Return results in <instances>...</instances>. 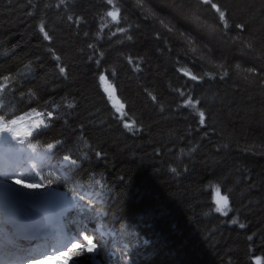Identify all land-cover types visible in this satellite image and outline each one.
<instances>
[{"label": "trees", "instance_id": "16d2710c", "mask_svg": "<svg viewBox=\"0 0 264 264\" xmlns=\"http://www.w3.org/2000/svg\"><path fill=\"white\" fill-rule=\"evenodd\" d=\"M0 115L105 263L264 264V0H0Z\"/></svg>", "mask_w": 264, "mask_h": 264}, {"label": "snow or ice", "instance_id": "6c2138e0", "mask_svg": "<svg viewBox=\"0 0 264 264\" xmlns=\"http://www.w3.org/2000/svg\"><path fill=\"white\" fill-rule=\"evenodd\" d=\"M212 7L217 9V11L220 14L221 19H223L225 16V13L223 11H221L219 8H217V6L215 4H212ZM108 15L112 16L113 20H116V15L114 13L109 12ZM238 27H242V25H238ZM41 31L43 32L44 29L41 28ZM48 38L49 37H48L47 33H45V39H48ZM60 71L63 72L64 69L61 68ZM5 79H7V78H5ZM193 79H195V77H193ZM187 103L191 104L192 101L189 100ZM194 106L195 105H193V107ZM48 115L51 116V113H49ZM200 115H201V122H203L204 113L201 112ZM17 123H18V121L15 119L6 118L5 115H0V144L8 143L9 136H11L12 140H15V142L17 144H24L25 139H19L18 137H20L21 135H23L25 138L32 136L33 131L38 130L41 127V125H44V127H47V125L44 124V121L41 120L40 122L36 123L33 128H30L28 131L21 133L15 127ZM57 143H59V141H57ZM53 147H54L53 144H49L48 150L51 151L53 149ZM17 151H21V150H17ZM97 155H99V153H97ZM43 159L44 158H41V160H43ZM64 162H66L67 164H70V165H75L77 163V161L72 160L69 156L64 157ZM36 167H37V165H35V164L31 165V168L33 171L36 170ZM0 177H2V179H0V184L6 185L7 181H8V177H9V172L8 171L0 172ZM51 183H52V180H50V179L48 180V185H44L43 183L26 182L24 179L17 178L14 175L12 177V184L18 185L20 188L28 190L29 193L38 192L41 189H43L44 187L50 186ZM8 191L14 192V190L11 188H9ZM216 194L219 197L218 203L220 201H222L223 202V204H222L223 208H226L228 205L227 197L226 196H220L219 189H216ZM23 195L24 194H16V195L12 196L9 199L10 206L15 207L17 205H23L24 204V200L22 199ZM79 199L83 200L84 197L80 196ZM28 207H31V205H28ZM217 210L221 211L222 209L218 208ZM8 222L12 223L15 226L16 222L14 219H12L11 221H8ZM233 223H235V221H233ZM36 226L40 227L42 225L37 224ZM241 227H243V225H241ZM0 231H3V229H0ZM249 239H251V237H249ZM83 240L87 241V244H84L83 242H78V243L73 244V249L76 250L73 252V255L76 257H80L86 252V253L92 254L94 256L95 253L99 250L98 249L99 241L93 242V238L89 235H84ZM32 259H35L37 261V264H40L39 259H37L36 257H32ZM69 259H71V256L69 257ZM8 264H12V262L9 261ZM24 264H27V262L25 261ZM74 264H75V262H74ZM256 264H260L259 259L257 260Z\"/></svg>", "mask_w": 264, "mask_h": 264}, {"label": "rangeland", "instance_id": "374dc122", "mask_svg": "<svg viewBox=\"0 0 264 264\" xmlns=\"http://www.w3.org/2000/svg\"><path fill=\"white\" fill-rule=\"evenodd\" d=\"M112 13H114V12H112ZM114 14L116 15V18H117V14L116 13H114ZM102 80H103L102 81V87L103 88H104V86L105 87L109 86V84L106 82V80L104 78H102ZM108 100L110 102L112 109L116 112V114L120 117L124 116L125 108H124V104H122L120 99L116 97V98H112V99L109 98ZM38 122H39L38 120L31 121L30 118L21 119V120H18V123L16 124L15 127L19 132L24 133V132L28 131L30 128H32V126H34ZM62 165H67V163L63 162ZM9 188L14 189L12 187H8L7 185L0 184V190H2V189L8 190ZM21 189L23 192L26 193V195H23V197H22V199L24 200V204L21 206L26 210V212H28L32 216L33 215H39L44 221H49V222L53 221V218L50 216V209L51 210H57L58 209L60 211L65 212L67 209H70L73 206L72 200L68 196L63 194V192L60 190H55V193L54 192H52V193L48 192L47 190H44V191L40 190L39 192L41 194L40 193L36 194V193H29L28 190H26V189H23V188H21ZM16 194H21V193L11 192V195H13V196ZM48 194H49V196L56 195V197L58 199V202H56L57 204H54L52 206H50L48 203H46V204H48V206L50 208L45 203H43V201H41V198H40V197L48 195ZM220 196H223V195L220 193ZM212 198H213V202L215 204L216 209H218V208L222 209L221 211H218V210L217 211L222 215H226L225 213L228 212L229 203H228L226 208H223V206H222L223 202L220 201L218 203L219 197L217 196L216 191L213 192ZM5 202L9 203V201H5ZM28 205H31V207H28ZM61 207L63 209H61ZM81 242H83L84 244H87V241H84L83 237H81ZM71 246H72V244H71ZM69 249H71L72 251H76L75 249H73V246L70 247ZM83 255H87L88 259L94 258V256L92 254H88L86 252ZM25 261L27 262V264H37V261L32 259V258L24 260L22 263H18V264H24Z\"/></svg>", "mask_w": 264, "mask_h": 264}, {"label": "bare ground", "instance_id": "6f19581e", "mask_svg": "<svg viewBox=\"0 0 264 264\" xmlns=\"http://www.w3.org/2000/svg\"><path fill=\"white\" fill-rule=\"evenodd\" d=\"M204 1V0H203ZM107 88H111L113 89V87L111 86H107ZM114 90V89H113ZM213 193V192H212ZM59 198V197H58ZM44 203H48L50 206L57 204L56 202H58V199L56 197V195H54V197L52 196H47L46 199H41ZM5 205H10L8 202H4Z\"/></svg>", "mask_w": 264, "mask_h": 264}, {"label": "water", "instance_id": "95a60500", "mask_svg": "<svg viewBox=\"0 0 264 264\" xmlns=\"http://www.w3.org/2000/svg\"><path fill=\"white\" fill-rule=\"evenodd\" d=\"M106 91H107L108 95H109L111 98L114 97V92L112 91L111 88H106ZM94 264H98V263L95 262Z\"/></svg>", "mask_w": 264, "mask_h": 264}]
</instances>
